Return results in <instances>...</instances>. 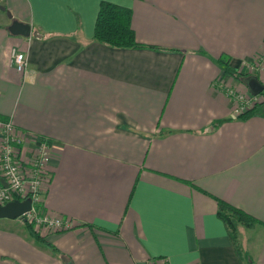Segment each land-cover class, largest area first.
Here are the masks:
<instances>
[{
    "label": "crops",
    "instance_id": "1",
    "mask_svg": "<svg viewBox=\"0 0 264 264\" xmlns=\"http://www.w3.org/2000/svg\"><path fill=\"white\" fill-rule=\"evenodd\" d=\"M102 1L130 9L136 41L160 49L93 41ZM0 5V118L24 137L22 158L37 138L50 146L44 208L72 223L40 233L60 257L0 218V264H264V112L237 118L215 85L250 93L224 68L246 73L263 49L264 0ZM12 19L30 36L11 35ZM247 74L264 85V68ZM217 200L260 221L238 226L239 252Z\"/></svg>",
    "mask_w": 264,
    "mask_h": 264
},
{
    "label": "built area",
    "instance_id": "2",
    "mask_svg": "<svg viewBox=\"0 0 264 264\" xmlns=\"http://www.w3.org/2000/svg\"><path fill=\"white\" fill-rule=\"evenodd\" d=\"M3 1L0 0V3ZM10 58L16 70L24 71L27 60L23 52L12 48ZM243 65L248 73L263 70L264 47ZM215 85L232 100V113L236 117L260 101L258 95L251 92H238L225 86L221 78L216 80ZM23 142L24 137L14 128L13 123L0 118V180L7 184L6 186L0 184V205L18 198L20 200L30 199L31 208L22 216L32 224L35 230L45 228L49 231H65L72 228L69 219L48 214L44 208L40 181L43 176L50 178L48 169L51 159L50 146L44 139L37 138L33 150H31V156L27 160L22 158ZM144 264L158 263L147 260Z\"/></svg>",
    "mask_w": 264,
    "mask_h": 264
},
{
    "label": "trees",
    "instance_id": "3",
    "mask_svg": "<svg viewBox=\"0 0 264 264\" xmlns=\"http://www.w3.org/2000/svg\"><path fill=\"white\" fill-rule=\"evenodd\" d=\"M92 40L118 49H160L152 45L137 42L134 36V31L131 27L130 9L107 1H102L99 4ZM226 65L224 71L233 77L242 80L247 77V73L232 70V68L228 66V61ZM261 112H264V101L258 102L256 105L237 116V118L247 119ZM217 204V216L226 226L229 237L235 245L236 250L239 252L240 248L237 239L238 226L243 225L245 227H253L257 223H260V221L242 209L222 200H217ZM25 225L29 230L30 235L37 243L49 248L57 256L62 257V254L53 245L46 242L38 231L33 229L29 224L25 223ZM241 261L243 264L245 261L243 257H241Z\"/></svg>",
    "mask_w": 264,
    "mask_h": 264
},
{
    "label": "water",
    "instance_id": "4",
    "mask_svg": "<svg viewBox=\"0 0 264 264\" xmlns=\"http://www.w3.org/2000/svg\"><path fill=\"white\" fill-rule=\"evenodd\" d=\"M0 10L5 11V7L0 5ZM6 14L11 18V14L6 10ZM7 30L11 35L29 37L31 34V26L29 23L20 22L18 20L12 19L7 27ZM243 82L248 87L250 92L254 95H259L264 91V85L259 82L255 76H249L243 79ZM3 186H6V182L0 180ZM31 208V200L24 199L22 201L13 200L0 206V218L16 219L29 211Z\"/></svg>",
    "mask_w": 264,
    "mask_h": 264
},
{
    "label": "rangeland",
    "instance_id": "5",
    "mask_svg": "<svg viewBox=\"0 0 264 264\" xmlns=\"http://www.w3.org/2000/svg\"><path fill=\"white\" fill-rule=\"evenodd\" d=\"M27 66V65H26ZM261 78H264V76L263 75H261ZM244 86H245V89H248L247 88V86L244 84ZM258 98L261 100V101H264V92L263 93H261V94H259L258 95ZM13 126H14V124H13ZM14 128L17 130V128L14 126ZM18 131V130H17ZM21 134V133H20ZM31 150H33V148H31ZM50 154H51V152H50ZM48 180V181H47ZM50 180H51V175H50V178L48 179V176H43L42 177V181H40V185H41V196H42V198H43V203L45 204V194H44V192L46 191V189H47V187H48V185L50 184ZM47 181V182H46ZM1 184V183H0ZM17 200H19V201H22V200H20L19 198L17 199ZM9 202V201H8ZM4 204H1L0 206H3ZM61 218H63L62 216H60ZM7 219V218H6ZM16 219H19L21 222H23L24 224L26 223V224H29V225H31L32 226V224L31 223H29V222H27L25 219H24V216H20V217H18V218H16ZM63 219H66V218H63ZM68 219V218H67ZM14 220V219H13ZM33 227V226H32ZM34 229V228H33ZM43 229H45V228H43ZM43 229H36V231H38L39 232V234L41 233V231L43 230ZM45 230H47V229H45ZM49 231V230H48ZM51 232H53V233H60V232H63V231H51Z\"/></svg>",
    "mask_w": 264,
    "mask_h": 264
},
{
    "label": "flooded vegetation",
    "instance_id": "6",
    "mask_svg": "<svg viewBox=\"0 0 264 264\" xmlns=\"http://www.w3.org/2000/svg\"><path fill=\"white\" fill-rule=\"evenodd\" d=\"M263 92H264V91H263ZM263 92H262V93H263Z\"/></svg>",
    "mask_w": 264,
    "mask_h": 264
}]
</instances>
